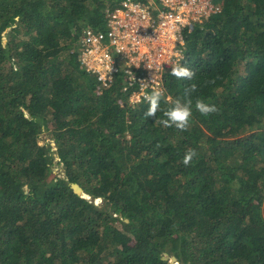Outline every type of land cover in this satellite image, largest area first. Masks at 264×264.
I'll return each mask as SVG.
<instances>
[{
  "label": "trees",
  "instance_id": "trees-1",
  "mask_svg": "<svg viewBox=\"0 0 264 264\" xmlns=\"http://www.w3.org/2000/svg\"><path fill=\"white\" fill-rule=\"evenodd\" d=\"M122 1L0 0V264H264V0L184 30L195 76L166 68L161 110L195 84L186 131L79 67Z\"/></svg>",
  "mask_w": 264,
  "mask_h": 264
},
{
  "label": "built area",
  "instance_id": "built-area-1",
  "mask_svg": "<svg viewBox=\"0 0 264 264\" xmlns=\"http://www.w3.org/2000/svg\"><path fill=\"white\" fill-rule=\"evenodd\" d=\"M219 12L212 0H123L105 11V30L82 31L79 67L101 89L122 74V91L134 106L142 102L141 82L154 77L151 87L163 89V71L183 58L184 30Z\"/></svg>",
  "mask_w": 264,
  "mask_h": 264
},
{
  "label": "clouds",
  "instance_id": "clouds-1",
  "mask_svg": "<svg viewBox=\"0 0 264 264\" xmlns=\"http://www.w3.org/2000/svg\"><path fill=\"white\" fill-rule=\"evenodd\" d=\"M160 70H162V68H160ZM129 75L133 79L132 74L129 73ZM169 75L177 80L191 81L195 76V72L189 67L182 65L181 62H177L174 66H171ZM153 80L154 77L152 78L150 84L141 82L140 86L144 92L142 102H146L147 104V110L143 113L145 120L148 118H155L156 122L166 128L175 127V129L179 131H186L189 127L193 112L192 94L197 91V86L195 84H190L185 90L183 97H176L175 99L169 97L168 100L170 102V106L166 109L161 110V100L164 97V90L151 87L153 84ZM209 83H214V81L210 80ZM150 87L151 91L148 90ZM194 107L196 111L204 116H208L218 111L215 105L206 103L203 99L200 98H197L195 100ZM158 112H162V115L158 120H156ZM194 156H196L195 150L189 149L184 154L181 162L185 166H187L193 160Z\"/></svg>",
  "mask_w": 264,
  "mask_h": 264
},
{
  "label": "rangeland",
  "instance_id": "rangeland-1",
  "mask_svg": "<svg viewBox=\"0 0 264 264\" xmlns=\"http://www.w3.org/2000/svg\"><path fill=\"white\" fill-rule=\"evenodd\" d=\"M213 3L215 4V5H218V6H220L219 4H220V0H213ZM119 81H121V82H123L124 81V77H123V75L121 74L119 77ZM49 140V136H48V134L46 133V132H42L41 134H40V137H39V143H41V144H43L45 141H48ZM51 141V140H50ZM52 143V145H53V142H51ZM55 164H56V162H54ZM85 197V196H84ZM101 199H97V201L95 200L94 202L95 203H98V204H100L101 202ZM164 257H166V256H164Z\"/></svg>",
  "mask_w": 264,
  "mask_h": 264
},
{
  "label": "water",
  "instance_id": "water-1",
  "mask_svg": "<svg viewBox=\"0 0 264 264\" xmlns=\"http://www.w3.org/2000/svg\"><path fill=\"white\" fill-rule=\"evenodd\" d=\"M71 187H72V189H73V191H74L75 193L81 195L82 197L85 196V194L83 193V190H82V188H81V186H80L79 184H77V183H72V184H71ZM163 258H167V257H163ZM170 263L178 264V263L176 262V258H175L174 256L170 257Z\"/></svg>",
  "mask_w": 264,
  "mask_h": 264
}]
</instances>
